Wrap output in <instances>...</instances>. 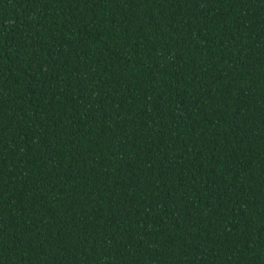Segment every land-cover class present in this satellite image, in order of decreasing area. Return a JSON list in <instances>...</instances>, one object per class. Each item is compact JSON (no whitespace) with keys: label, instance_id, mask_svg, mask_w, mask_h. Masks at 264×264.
I'll list each match as a JSON object with an SVG mask.
<instances>
[{"label":"trees","instance_id":"16d2710c","mask_svg":"<svg viewBox=\"0 0 264 264\" xmlns=\"http://www.w3.org/2000/svg\"><path fill=\"white\" fill-rule=\"evenodd\" d=\"M0 264H264V0H0Z\"/></svg>","mask_w":264,"mask_h":264}]
</instances>
